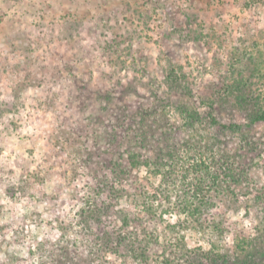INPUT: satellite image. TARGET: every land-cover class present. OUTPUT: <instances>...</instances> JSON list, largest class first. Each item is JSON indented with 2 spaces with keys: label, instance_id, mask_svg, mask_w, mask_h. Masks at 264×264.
Returning <instances> with one entry per match:
<instances>
[{
  "label": "rangeland",
  "instance_id": "rangeland-1",
  "mask_svg": "<svg viewBox=\"0 0 264 264\" xmlns=\"http://www.w3.org/2000/svg\"><path fill=\"white\" fill-rule=\"evenodd\" d=\"M263 110L264 0H0V264H185L173 182L205 197L186 247L264 264ZM121 208L161 233L148 259L100 241Z\"/></svg>",
  "mask_w": 264,
  "mask_h": 264
},
{
  "label": "trees",
  "instance_id": "trees-1",
  "mask_svg": "<svg viewBox=\"0 0 264 264\" xmlns=\"http://www.w3.org/2000/svg\"><path fill=\"white\" fill-rule=\"evenodd\" d=\"M211 108L213 109V107ZM211 120H212V123L214 124L218 123L217 118L213 113H211ZM261 120L264 121V110L258 113V115H255V117L252 119L253 122H257ZM135 142L141 143V141L140 140L138 141V139L137 141L135 140ZM128 157L133 167L141 168L140 166L144 164L148 168L147 172L154 173V174L163 172L160 164L149 160L148 157L143 156L142 153L138 151L137 149H130ZM200 162H202V159L197 160V163L195 164H191V166L186 171L188 172L189 170H191L193 173H197L200 170L199 169ZM208 178H209L210 183L213 180H214V183H216V181L220 177L218 175V172H213V174L206 172L205 174L204 173L201 174L199 178L197 176L196 179L198 180V182H195V181L189 182L190 185L191 184L193 185L192 187L193 192H195L196 194L202 192V185L206 183V180ZM232 180H235V177ZM185 181L186 180L182 179V181H179V183L183 184ZM162 183L164 182L162 181ZM173 184L176 186L175 182H173ZM209 185L208 187L211 189L212 186L211 185L209 186ZM168 186L169 188H166L165 186L161 187L160 185L159 188L164 194L163 196H165L163 197L164 200H166V202H168L169 205L172 206V209H176L178 210V212L180 211L179 216L181 217H179L178 221L172 225L173 228L175 229L177 228L179 230L177 231L178 234H176V237H175V240L177 241V243H174V246H178L179 249H182V248L186 249V252L185 251L181 252L182 254L181 256H179V259L184 260L183 262H185V264H204V262H210L211 264H228V262H225L222 258L219 257L221 256L224 258V256H222L221 253L217 254L213 249L208 250V249H203L200 247L199 249L196 250L197 251L196 252V251H193L192 248L186 247L185 245L186 235L184 234L185 232L184 230H187L188 228H190V229H193L199 232L201 230L203 231V228H206L205 226H203L204 224L199 219V213H198V208H199L198 203L203 202L205 197H197V195H192L188 197L184 196L174 202V201H171L172 200L171 193L174 191L175 186H172V183H168ZM121 188L123 189L122 190L123 192L124 191L126 192L124 187H121ZM127 194L129 196L132 195L129 193ZM154 195L155 194H152V196ZM136 198H135L136 200L135 206L136 208H141V203L139 202V198L138 197ZM155 198H158V197H155ZM204 203L211 204L210 197H207V200L205 199ZM109 209H110V206L108 204L99 205V206L96 205L95 208L93 209V216L96 217V219H99L100 221H102L103 217L107 215ZM153 209H154V206L152 203H148L146 205L145 210H147L148 212ZM117 214H118V216L116 215L117 222L120 224L119 227H117L116 225L113 226V228L115 229L114 233H111L108 230H104L103 236H101L100 241H105L106 244H108L109 246L111 245L112 242H115L114 243L116 246L115 249H118L119 246L122 244H126L128 248V252L132 254L134 258L139 259V260L145 259V258L148 259L149 254H148L147 246L153 240L157 241L161 233L159 234V232L156 229L153 231H149L146 228L141 230L140 227L133 229V223L139 217L138 213H131L130 211H128V209L121 208L117 212ZM215 224L214 222L213 223L211 222L209 224L208 232L211 231L213 234L218 233V235L219 234L223 235L222 234L223 231L220 225L218 224L215 225ZM172 227L170 226V228ZM207 236L208 235L206 234V237ZM112 239L114 241L110 242ZM209 243L211 244L210 245L211 248L215 246L212 244V242L209 241ZM168 261L169 259L167 261L164 260L163 264L165 263L167 264Z\"/></svg>",
  "mask_w": 264,
  "mask_h": 264
}]
</instances>
